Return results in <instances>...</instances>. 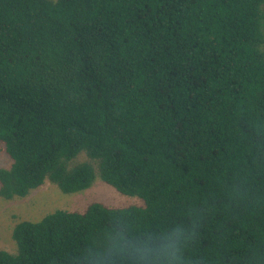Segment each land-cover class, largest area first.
I'll use <instances>...</instances> for the list:
<instances>
[{
  "label": "trees",
  "instance_id": "1",
  "mask_svg": "<svg viewBox=\"0 0 264 264\" xmlns=\"http://www.w3.org/2000/svg\"><path fill=\"white\" fill-rule=\"evenodd\" d=\"M0 144V197L142 200L20 220L0 264H264V0H0Z\"/></svg>",
  "mask_w": 264,
  "mask_h": 264
},
{
  "label": "rangeland",
  "instance_id": "2",
  "mask_svg": "<svg viewBox=\"0 0 264 264\" xmlns=\"http://www.w3.org/2000/svg\"><path fill=\"white\" fill-rule=\"evenodd\" d=\"M11 162V158L0 144V167H8ZM93 202H100L110 207L142 204L141 198L137 195L118 191L98 175L89 187L68 193L61 191L51 181L45 180L25 196L0 197V249L15 251L12 230L18 221L39 220L56 209L81 212Z\"/></svg>",
  "mask_w": 264,
  "mask_h": 264
}]
</instances>
